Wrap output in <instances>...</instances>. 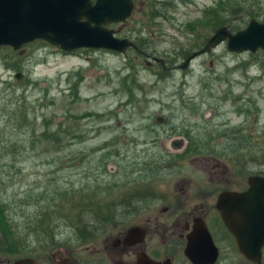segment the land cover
Returning <instances> with one entry per match:
<instances>
[{
	"label": "rangeland",
	"instance_id": "obj_1",
	"mask_svg": "<svg viewBox=\"0 0 264 264\" xmlns=\"http://www.w3.org/2000/svg\"><path fill=\"white\" fill-rule=\"evenodd\" d=\"M170 2L151 26L159 33L139 42L147 53L157 50L164 69L135 50L66 53L42 41L24 45L21 52L0 48V215L10 204L3 224L13 230L16 244L52 242L56 236L55 245L74 262L93 257L95 245L116 230L109 225L98 238L75 247L74 232L61 218L68 207L59 200L60 192L70 189H94L126 175L138 182L151 166L157 194L177 192L182 182L188 183V194L212 190L216 196L244 183L236 161L264 172V55L232 53L221 44L186 71L176 68L182 53L193 50L196 34L205 39L212 33L213 20H228L229 29L234 23L245 27L249 11L262 18L264 0ZM181 133L198 144L196 157L176 158L186 148ZM231 135L240 138L228 147L236 150L228 154L231 159L211 156L213 143ZM172 137H179L176 148L169 143ZM215 161L220 168L210 182L204 167ZM40 217L50 223L46 234L36 224ZM221 250L229 264L237 260ZM47 253L38 250L35 257H50Z\"/></svg>",
	"mask_w": 264,
	"mask_h": 264
},
{
	"label": "flooded vegetation",
	"instance_id": "obj_2",
	"mask_svg": "<svg viewBox=\"0 0 264 264\" xmlns=\"http://www.w3.org/2000/svg\"><path fill=\"white\" fill-rule=\"evenodd\" d=\"M168 1L170 0H131L133 12L130 17L123 23L109 25V28L115 25L119 36L132 40L135 45L132 50L138 54H155L153 50L145 52L140 45L144 47L146 44L139 42L150 41L152 35L159 33L151 26H156L157 21L163 17V13L158 12L162 6L171 3L168 4ZM151 7H154L153 11ZM152 13L156 18H151ZM145 20L146 25L143 23ZM131 31L132 35L128 36ZM215 162L204 167V171L210 174L207 179L210 182L217 180L213 173L219 171L220 166L219 161ZM236 165H242L238 175L244 178V183L238 187L232 184L231 189L222 190L216 196L212 190L188 194L189 188H184L188 183L182 185L179 182L175 186L177 192H161L152 201L151 198L142 200L138 203L139 207L128 206L125 214L135 216V221L123 224L122 219L118 220L112 226L115 233L105 234L98 245H95L99 247L98 250L91 252L92 258L86 255L81 257L82 264H229L223 258L222 247L228 251L227 257L231 256L234 260L233 255L237 256L232 264H264V192H260V201L257 196L259 190H264V186H256L258 191L250 193L251 196L256 195V201L228 202L226 220L230 226L226 224L218 205L222 192L245 193L251 188V164L244 161ZM254 175L264 177V172H256ZM219 176L224 180L225 170ZM239 179H234L235 183ZM159 204L162 207L155 209ZM258 211L263 214L262 222L261 219H256ZM108 227L105 226V229ZM52 238V242L45 243L37 241L22 245L16 242L5 244L8 248L5 252L0 251V264H14L20 259L26 260L24 264H80L72 260L63 246L55 245L56 236ZM1 243L0 240V246H3L4 243ZM240 243L247 253L242 252ZM51 246L53 247L49 250ZM250 247L253 249H249ZM38 250L48 252L50 257L36 259L35 253ZM253 255L256 256L254 259L251 258Z\"/></svg>",
	"mask_w": 264,
	"mask_h": 264
},
{
	"label": "water",
	"instance_id": "obj_3",
	"mask_svg": "<svg viewBox=\"0 0 264 264\" xmlns=\"http://www.w3.org/2000/svg\"><path fill=\"white\" fill-rule=\"evenodd\" d=\"M131 7L130 0H95L94 3L91 0H0V46L18 49L25 43L42 39L65 52L90 48L124 53L132 43L113 37V32L105 26L124 21ZM226 40L230 52L264 51V17L262 23L251 20L245 29L235 34L228 33L225 28L218 29L204 47L191 54L179 68L185 70L193 58L210 52ZM257 183L264 185V179H258ZM246 196L247 193H223L219 196L218 205L225 220L228 202H245ZM262 200L264 202V196ZM257 215L256 219L262 222L263 214L258 211ZM226 224L230 226L228 221ZM240 248L247 253L241 243Z\"/></svg>",
	"mask_w": 264,
	"mask_h": 264
},
{
	"label": "trees",
	"instance_id": "obj_4",
	"mask_svg": "<svg viewBox=\"0 0 264 264\" xmlns=\"http://www.w3.org/2000/svg\"><path fill=\"white\" fill-rule=\"evenodd\" d=\"M248 16L253 17L252 11H249ZM225 22H227L226 19L213 20L215 26L212 25L211 27L212 29H216L217 27L223 26ZM230 27L233 29H238L237 23L232 24ZM189 54L190 52H186L182 57L185 58ZM102 198L103 197L95 193L92 196H89L84 190L78 189H76L74 198L72 197L71 193L67 194L65 198V204H68L71 214V218L68 217L67 222L74 226L76 239L78 241L87 242L89 240H93L96 238V236L102 233L100 228L111 223L117 216L116 208L113 209L111 202L106 203L102 200ZM9 229H5L3 223L0 220V230L4 234L6 233V236L7 233H9ZM2 242H4V245L0 246V251L5 252V250L8 248L5 246V244H8V239L3 237ZM10 244L11 243H9V245Z\"/></svg>",
	"mask_w": 264,
	"mask_h": 264
},
{
	"label": "bare ground",
	"instance_id": "obj_5",
	"mask_svg": "<svg viewBox=\"0 0 264 264\" xmlns=\"http://www.w3.org/2000/svg\"><path fill=\"white\" fill-rule=\"evenodd\" d=\"M154 2V1H153ZM155 5V4H154Z\"/></svg>",
	"mask_w": 264,
	"mask_h": 264
}]
</instances>
